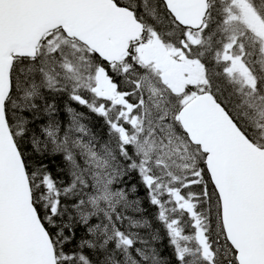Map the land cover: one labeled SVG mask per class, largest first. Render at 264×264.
<instances>
[{
  "label": "snow or ice",
  "instance_id": "6c2138e0",
  "mask_svg": "<svg viewBox=\"0 0 264 264\" xmlns=\"http://www.w3.org/2000/svg\"><path fill=\"white\" fill-rule=\"evenodd\" d=\"M0 264H264V0H0Z\"/></svg>",
  "mask_w": 264,
  "mask_h": 264
},
{
  "label": "trees",
  "instance_id": "16d2710c",
  "mask_svg": "<svg viewBox=\"0 0 264 264\" xmlns=\"http://www.w3.org/2000/svg\"><path fill=\"white\" fill-rule=\"evenodd\" d=\"M94 125H95L96 130L99 131V130H100V122H97V121H95V119H94ZM140 195H141V196L144 195L143 190H141ZM149 219L151 220V216H150V215H149ZM152 224H153V227H154V228H160V227H161L160 224L157 223V222H155V221H152ZM162 231H163V230L161 229V232H162Z\"/></svg>",
  "mask_w": 264,
  "mask_h": 264
}]
</instances>
